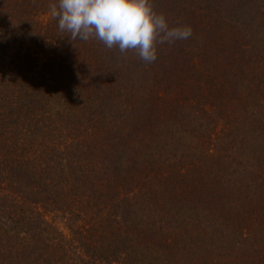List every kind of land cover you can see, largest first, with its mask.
I'll use <instances>...</instances> for the list:
<instances>
[{
	"label": "trees",
	"instance_id": "trees-1",
	"mask_svg": "<svg viewBox=\"0 0 264 264\" xmlns=\"http://www.w3.org/2000/svg\"><path fill=\"white\" fill-rule=\"evenodd\" d=\"M55 2L0 0V264H264V0H152V63Z\"/></svg>",
	"mask_w": 264,
	"mask_h": 264
},
{
	"label": "clouds",
	"instance_id": "clouds-1",
	"mask_svg": "<svg viewBox=\"0 0 264 264\" xmlns=\"http://www.w3.org/2000/svg\"><path fill=\"white\" fill-rule=\"evenodd\" d=\"M49 13L70 40L94 38L121 54L133 51L145 63L156 60L157 45L192 35L189 25L170 27L152 0H56L49 4Z\"/></svg>",
	"mask_w": 264,
	"mask_h": 264
}]
</instances>
